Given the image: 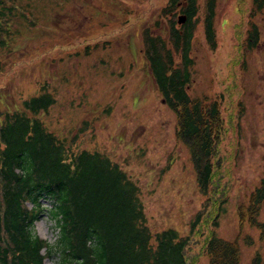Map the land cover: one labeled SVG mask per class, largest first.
Returning a JSON list of instances; mask_svg holds the SVG:
<instances>
[{"label":"rangeland","instance_id":"obj_1","mask_svg":"<svg viewBox=\"0 0 264 264\" xmlns=\"http://www.w3.org/2000/svg\"><path fill=\"white\" fill-rule=\"evenodd\" d=\"M164 1L39 0L46 5L45 18L41 15L34 26L22 27L0 54L5 59L0 108H5L7 98L19 101L20 95L35 93L42 83L49 85L56 103L41 115L48 130L61 139L70 138L84 119L92 121L85 148L108 154L141 186L152 230L172 227L186 235L206 196L198 188L189 149L176 135V113L162 99L144 53L146 30L166 38L171 21H178V15L159 17ZM238 2L217 0L215 44L206 41L203 21L198 25L190 93L224 94L225 119L234 109L241 110L238 98L244 108L240 127L232 128L224 141L232 189L217 235L237 241L240 264H252L256 253L264 257V229L251 222L249 212L252 192L264 178V14L254 19L263 31L261 45L247 52L244 33L250 26L251 3H243L244 49L241 63L232 68L238 51L235 34L242 22ZM201 9L203 13V2ZM232 104L234 109L227 110ZM42 203L34 232L56 245L60 228L50 211L52 200L43 197ZM239 206L244 208L243 220ZM257 219L264 223V203ZM60 259L59 253L47 254L45 264ZM201 264H209L208 255Z\"/></svg>","mask_w":264,"mask_h":264},{"label":"trees","instance_id":"obj_2","mask_svg":"<svg viewBox=\"0 0 264 264\" xmlns=\"http://www.w3.org/2000/svg\"><path fill=\"white\" fill-rule=\"evenodd\" d=\"M38 2L0 0V54L22 27L34 26L41 15L45 18L46 5ZM164 2L160 18L183 13L186 21L179 25L172 20L166 38L146 30L144 53L161 96L176 113V134L190 151L198 188L206 196L191 220L190 232L151 229L141 187L109 155L85 148L92 121L84 119L71 138L61 139L48 130L41 114L56 103V96L42 83L35 93L20 95L19 101L7 98L5 108H0V264H45L44 249L50 255L60 253L57 264H200L206 254L209 264H240L238 242L219 237L217 228L232 187L223 143L232 128L240 127L244 110L236 113L232 104L227 110L234 111L225 119L224 94L190 93L196 62L194 33L203 21L207 41L215 44L217 0ZM255 5L262 9L264 0H255ZM251 25L258 38L257 26ZM241 27L239 44L244 35ZM241 59L239 48L236 60ZM3 60L0 57V72ZM237 102L239 107L240 98ZM43 197L52 200L60 228L56 245L34 233ZM263 202L264 179L249 208L251 222L264 229L257 219ZM239 211L243 220V207ZM252 264H264L261 253Z\"/></svg>","mask_w":264,"mask_h":264},{"label":"flooded vegetation","instance_id":"obj_3","mask_svg":"<svg viewBox=\"0 0 264 264\" xmlns=\"http://www.w3.org/2000/svg\"><path fill=\"white\" fill-rule=\"evenodd\" d=\"M260 31H261V29H258V34L259 35H258V38H257L256 37L257 33L254 32L251 27H249L244 33L245 34L244 43L246 45H248L251 42L252 38L255 37V39H254V44H256L255 48L259 47L261 45V41H262L261 40V32Z\"/></svg>","mask_w":264,"mask_h":264},{"label":"water","instance_id":"obj_4","mask_svg":"<svg viewBox=\"0 0 264 264\" xmlns=\"http://www.w3.org/2000/svg\"><path fill=\"white\" fill-rule=\"evenodd\" d=\"M185 21V17L183 19H180L179 22H184Z\"/></svg>","mask_w":264,"mask_h":264}]
</instances>
